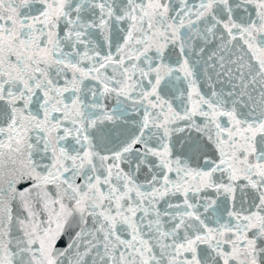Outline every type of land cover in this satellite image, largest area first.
Returning a JSON list of instances; mask_svg holds the SVG:
<instances>
[{
    "label": "snow or ice",
    "instance_id": "snow-or-ice-1",
    "mask_svg": "<svg viewBox=\"0 0 264 264\" xmlns=\"http://www.w3.org/2000/svg\"><path fill=\"white\" fill-rule=\"evenodd\" d=\"M0 264H264V0H0Z\"/></svg>",
    "mask_w": 264,
    "mask_h": 264
}]
</instances>
